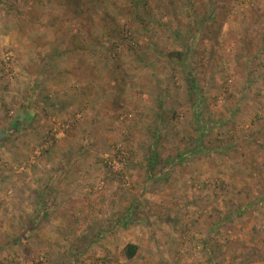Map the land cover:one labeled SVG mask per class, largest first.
<instances>
[{
    "label": "rangeland",
    "instance_id": "1",
    "mask_svg": "<svg viewBox=\"0 0 264 264\" xmlns=\"http://www.w3.org/2000/svg\"><path fill=\"white\" fill-rule=\"evenodd\" d=\"M0 104V264L112 260L91 251L107 237L59 218L69 202L32 186L26 199L28 175L5 184L38 157L78 168L108 216L129 200L123 234L102 225L118 264L132 228L146 259L133 264H231L247 227L264 256V0H0Z\"/></svg>",
    "mask_w": 264,
    "mask_h": 264
},
{
    "label": "crops",
    "instance_id": "2",
    "mask_svg": "<svg viewBox=\"0 0 264 264\" xmlns=\"http://www.w3.org/2000/svg\"><path fill=\"white\" fill-rule=\"evenodd\" d=\"M48 91H50V88H48ZM1 106L2 105L0 104V108H2ZM4 107H5V105H4ZM19 121H20V119H19ZM13 127H15V126H10L9 129L13 128ZM9 129H8V127H6L5 131L10 132V134H9V136H10L13 132ZM26 152H27V146L26 145H18V146L10 148L9 154H14V155L16 154L17 156H20ZM38 158H40V157H38ZM38 158L34 159L33 164L37 165V167L36 166L32 167L33 168V169H31L32 171L28 170L29 168L25 169V167H22V168H24V171H26V172L20 171V169H18V168H14L15 170H13L11 168V170L7 171V173L10 175V177L12 176L13 178L12 177L11 178L10 177L4 178V181L6 182V183L5 182L4 183L5 184L8 183V184L13 185L14 181L16 179H18L17 177L14 178V176H18L20 178V177H22L20 175H28L29 180L24 181V183L22 184V186H24V189L19 193L20 195H22L26 199H28L27 196H31V195H29V193H32L33 189H31V187H30V186H32V187H38V190H36L35 192L33 191V193L35 195L36 194L38 195L41 193L40 198L49 197V198H52V200H53V199H55V197H57L56 200L59 199V200H63L64 202H69L70 203V209H68V210H70V213L59 215L60 216L59 218H62V217L63 218H70V231L75 229V228L77 229V227H79L80 225H84V226H81V229H83L84 232L90 231L92 234L99 233L103 239H104V237H107L105 239V241L102 242L103 248L98 247V246L102 245L101 243H99L98 246L93 248V250H91V251H95L96 253L99 252L102 255L108 254L109 255L108 257L112 258V260L110 261V264H118L117 254H116V246L113 247V246H111V243L109 244V242H108V240H111L110 239L111 233L110 234L106 233V231H108V227L107 226L102 227V225L104 222H111L112 219L114 218L115 229L118 230L119 235L123 234L125 232V229H127L128 227H125V223H123L124 220H122V217H121L123 215V212H121V211L123 208L127 207L125 205L127 204V202H129V200L127 201L126 197L124 198L122 196L121 197L114 196V198H112V202L114 204L113 205L114 210H110V214L111 213L112 214L110 216H108L106 211L108 210L109 206H110V209H112L111 208L112 206L111 205L108 206L107 200H105V202L101 201L100 204L98 203V205H97L95 203V202H97L96 196H91L94 194H90V192H89L90 186H88V188H87L86 182H83V178H82L83 184L79 183V181L76 178H75L76 183H73V179H70L72 176V173L74 174V172L78 171V168L73 170L71 165L56 164V163L54 164L53 162H47L46 160H43L40 162V164H38L40 161V159H38ZM25 173H27V174H25ZM58 173H59V175L57 176ZM43 185H44V187H42ZM85 185H86V187H85ZM45 192H47V193H45ZM30 201H32V200H30ZM60 203H62V202L60 201ZM87 205H89V206H87ZM102 212H104V213H102ZM99 213H102V214H99ZM132 214L133 213H131V215ZM262 215L264 216V213ZM37 216L35 218H37ZM3 218H5V217H3ZM260 218L261 217H259V219ZM7 219H8V216H7ZM9 223H11V222H9ZM4 224H6V222ZM4 227H5V225H4ZM5 229H6V235L11 236V234L13 233V230L11 228H8V227H6ZM19 229L20 228H18V230ZM132 231L134 233L133 234L126 233L127 237H125V238L128 239L127 242L129 244H135L138 246L139 245V242L137 241L138 236H136V234H138V232L134 228H132ZM216 231H217V227L213 226L210 229V234L208 236L212 237L214 234H217ZM256 231L258 232V229L252 230L250 227H247V228L243 229V231L238 235L239 236L238 241L240 242L239 249L242 250V253L241 254L235 253L234 255L232 254L233 260H232L231 264H255V262L257 260L262 259L264 257V256H259V259H254L253 258L254 256L252 255V253L250 254L251 250L258 251L257 246L254 245L255 241L252 243H250V241H249L250 236L257 235ZM22 233L23 232H21V234ZM22 235H24V234H22ZM75 241H77V240L76 239L72 240V243H70V252H71L72 256L74 258H76V260H77V257L81 255V252H82V255L86 254L87 248H85L86 245L81 246V244H78L80 242V240L77 242H75ZM104 242L108 243V244L104 245ZM21 243H25V241H22ZM206 245L212 246L211 243H209V242ZM243 248H244V251H243ZM261 250L263 252L264 247L261 246V243H260L259 251H261ZM11 255L12 254H9V256H11ZM139 259H140V261L146 260L140 254H137V253L133 258L128 259L126 257L125 251H124V256L121 257V262L123 264H129V263L133 264V261L134 262L139 261ZM72 263H73V260H72ZM263 263L264 262H261V264H263Z\"/></svg>",
    "mask_w": 264,
    "mask_h": 264
},
{
    "label": "built area",
    "instance_id": "3",
    "mask_svg": "<svg viewBox=\"0 0 264 264\" xmlns=\"http://www.w3.org/2000/svg\"><path fill=\"white\" fill-rule=\"evenodd\" d=\"M12 54H7L4 61L5 63H9L11 60ZM117 154L114 157H106V163L107 165L113 170L114 172H119L123 168V164L127 162L128 154L127 150L123 146V144H119L117 146ZM41 154V149L36 150V155Z\"/></svg>",
    "mask_w": 264,
    "mask_h": 264
},
{
    "label": "trees",
    "instance_id": "4",
    "mask_svg": "<svg viewBox=\"0 0 264 264\" xmlns=\"http://www.w3.org/2000/svg\"><path fill=\"white\" fill-rule=\"evenodd\" d=\"M131 10H133V9L131 8ZM169 57H177L178 59H183V57H185V56H184V53H182V52H173V53L169 54ZM4 134L0 137L3 138ZM137 251H138V246L135 244H128L125 247V254H126V257L128 259L133 258L136 255Z\"/></svg>",
    "mask_w": 264,
    "mask_h": 264
}]
</instances>
